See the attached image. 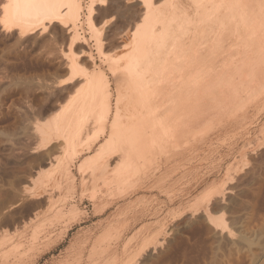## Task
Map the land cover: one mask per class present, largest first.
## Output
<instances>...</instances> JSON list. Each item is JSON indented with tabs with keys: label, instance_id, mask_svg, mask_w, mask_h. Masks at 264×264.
<instances>
[{
	"label": "rangeland",
	"instance_id": "374dc122",
	"mask_svg": "<svg viewBox=\"0 0 264 264\" xmlns=\"http://www.w3.org/2000/svg\"><path fill=\"white\" fill-rule=\"evenodd\" d=\"M86 1L80 0L82 12L76 24L84 46L79 45L95 58L97 70L105 72L111 80L109 64L98 54L94 33L84 20ZM111 1L107 0L108 4L113 3L108 9L111 11L114 10L111 7H115L117 10L120 4L116 3L117 6L115 0ZM123 2L127 5L126 0ZM125 4L122 7L131 11L133 18V9L125 8ZM109 10L101 12L103 16L98 13L96 20H99L100 29L99 24L104 20L110 24L108 27L115 24L110 29H114L113 33L106 30L108 28L100 31L98 27L97 30L101 40L106 39L107 32H110L106 35L111 36L110 39L116 38L109 39L111 42L107 38V45L119 46L125 26L128 25V31L133 30L134 20L125 16L130 15L125 14L129 12L122 10L117 16L118 11L113 14ZM126 18L131 22L125 23ZM110 19L115 22L112 24ZM118 24L121 26L116 27ZM53 30L49 38L40 35L43 38L40 43L38 35L36 41L34 37L31 40L28 37L26 42L19 41L15 32L7 31L12 33L8 36L9 33L1 31L0 27V264H264V89L256 95L251 94V98L245 95V100L243 94L246 93L234 94L238 96L230 101L238 102L229 106L235 109L229 111L227 107L224 116L225 113H215V102L206 103L209 108L206 110V106H202L206 113H201L202 118L192 133L182 132L169 146L154 150L153 156L147 157L148 161L146 158L135 173L130 171L124 184L115 187L114 183L103 181L105 176H92V184L96 183L92 186L89 166H83L80 171L77 166L90 158L98 144L107 139V127L102 130L90 123L94 124V129H87L90 132L84 133V140L75 153L60 149L56 142L58 145L52 148L51 156L47 155L49 158L39 156L43 149L41 146L38 149L39 140L33 136L35 116L56 101L59 87L53 83L55 78L57 81L64 78L55 56L64 47L68 49L69 40L65 39V34L58 33V28L55 33ZM15 38L20 43H16ZM103 42L105 52L110 50L105 40ZM46 43H50L49 46ZM113 47L107 55L118 60L124 49ZM111 87L114 94L111 107L114 108L116 95L115 88ZM125 90L128 91L122 88V103L120 100L123 119L131 115L128 99L132 102L131 96H125ZM74 94L72 92L70 97ZM239 97L243 103H239ZM88 143L95 147L93 152H85ZM63 163L69 165L68 174L60 167ZM85 174L82 180L81 175ZM41 176L42 186L38 183ZM96 178L101 181L95 182ZM31 188L43 190L45 198H37L40 202L36 198L28 199L26 196ZM47 197H51L50 200ZM35 200L40 207L33 204ZM45 200L48 204H40ZM57 206L67 211L60 209L58 212ZM203 211H208L207 217ZM219 217L223 218L225 229L211 223Z\"/></svg>",
	"mask_w": 264,
	"mask_h": 264
},
{
	"label": "bare ground",
	"instance_id": "6f19581e",
	"mask_svg": "<svg viewBox=\"0 0 264 264\" xmlns=\"http://www.w3.org/2000/svg\"><path fill=\"white\" fill-rule=\"evenodd\" d=\"M1 2V31H6L5 33H9L7 31L15 32L16 38H19L17 40L26 42L28 37L30 39L43 34L44 38H49L48 34L52 35L50 31L55 30V28H58V33H63L62 36L65 34V39L69 40L68 49L64 50L66 49L64 47L62 50L63 47H61V51H57L55 56L62 68L63 75L61 74V76H64L61 80L59 78L58 81L56 77L57 82H53L57 88L59 87V89H56L58 90L56 101L54 100L55 102L49 104L41 113L38 112L39 115L35 116L36 118L32 123V131L33 136L39 140L38 143H34L37 144L38 149L39 146L43 149L39 156L48 157L47 155L53 152L52 148L58 144L60 149L63 147L65 151L71 150L72 153H75L77 146L81 145L84 140L83 135L85 137L91 131L88 128L94 129L92 123H95L102 130L107 127L109 131L107 139L99 143L98 146L95 145L97 148L95 151L93 150L94 154L84 162L78 163L77 166V170L82 169L83 166H89L91 170L88 176L90 181L93 177L102 178L101 176H105L103 177L104 182L114 183L115 187L119 186L128 177L130 171L131 174L135 173L142 162L152 155L151 153H154V150L166 147L182 132H193L198 120L204 114L205 109L202 110V106L205 107L206 103L215 102L216 108L213 106V109H217L215 113H225L224 116L227 113V107H229V111L235 109L229 106L234 97L238 96L234 94L238 92L240 94L242 92L246 93L243 94V100H245V95H256L257 92H262L264 89V0H126L127 5L125 2L123 3L127 6L125 8L131 7L133 9V18L130 17L131 11L124 10L123 4L120 5L122 9L115 2V5L118 4L117 6L121 10L118 7H116L117 10H115V7H111L115 10H111L113 14L118 11L117 16H119L121 13H118L122 10L129 12L125 14L130 15L125 16H129L132 21L134 20L133 26H135L131 31L127 30L128 25L125 26L122 43L119 41L121 45L118 44L117 47L112 44L113 42L111 44L114 47L111 44V46L107 45L106 42V39L108 38V41L111 37L106 35L110 32L113 33L112 30L114 31V29H110L115 26L113 24L115 20L110 19L113 24L111 27H108L110 24L106 20L104 22L100 20L101 24L99 25L102 26L103 30L105 28L110 30V32L106 31V39L102 40L100 37L102 28L100 29L97 24L99 20H96V15L100 13L103 16L102 13L108 11V6L113 3L108 4L107 0H87L85 14L83 15L85 16L84 20L90 28L89 30L94 33L98 54L104 62L109 64L111 80L105 75V72L97 70L95 58L87 49L81 47L84 45L81 44L82 40H80L81 38L76 31V24L80 20L79 17L82 12L80 0H3ZM110 2L112 1L110 0ZM104 14L107 15V13ZM110 14L112 15V13ZM101 17L99 18L101 19ZM124 19L125 17L122 21ZM136 19H138L137 24L135 23ZM131 20L128 19L130 22ZM126 21L125 23H128ZM130 22V27H133ZM54 30L53 33L56 31ZM117 30L119 31V29ZM12 33H9L8 36ZM16 38L15 42L17 41ZM40 39L38 41L42 43L43 38ZM33 40L36 41L37 37ZM103 40L111 48L109 50V47H107L108 52H111L112 47L113 49L115 47L124 49L121 58L113 60L111 55L108 56L107 51L105 52ZM19 41L16 43H20ZM48 44L50 43H46V45ZM78 45L80 48H78ZM81 57L85 58H83V62H81ZM120 60L121 63H119ZM59 66L58 68H60ZM111 85L115 88L116 95L114 108L111 107V96L113 94ZM77 88L79 89L75 91ZM122 88L128 90L127 92L125 90V96H131L132 98V102L128 99L131 103V115L129 114L126 119H123V112L121 113ZM50 91L52 90L50 89ZM72 92L76 95L70 97ZM248 96L247 98H249ZM230 98H232L231 101ZM238 100L239 103H243L240 97ZM237 102L233 101L234 104ZM233 107L235 106L233 105ZM207 108H209L208 105L206 110ZM213 117L215 118V116ZM200 125L202 126V124ZM87 129L90 131L87 132ZM85 148V152H87L95 147L93 144L88 143ZM60 167L63 169L62 171H65V174H68L69 165L63 163L60 164ZM145 167H147V164ZM39 170L41 169L39 168ZM41 172L38 173L41 174ZM86 175H81L83 176L81 177L82 180H85ZM38 176H35L36 179ZM42 176L40 178L41 182L37 180L40 186L44 183V180L42 181L44 176ZM99 178H96L95 182L101 181ZM92 181L90 185L93 186L96 183L92 184ZM33 188L30 189L31 191L26 190L30 192L26 196L28 199L45 198L46 195L43 196V190L39 191L37 189L38 191H35ZM215 192L217 190H214ZM47 198L50 200L51 197ZM46 200L40 204H43V202L45 204ZM37 201L40 202L39 199ZM35 202L36 200L33 204ZM35 205L40 207L39 204ZM59 206H61V203ZM58 208L57 211L62 207ZM71 210L68 209L69 212ZM71 212L73 213V211ZM207 212H205L206 217ZM211 223L216 228H226L222 217Z\"/></svg>",
	"mask_w": 264,
	"mask_h": 264
},
{
	"label": "snow or ice",
	"instance_id": "6c2138e0",
	"mask_svg": "<svg viewBox=\"0 0 264 264\" xmlns=\"http://www.w3.org/2000/svg\"><path fill=\"white\" fill-rule=\"evenodd\" d=\"M116 2H117L118 4H120V5L123 4V0H116Z\"/></svg>",
	"mask_w": 264,
	"mask_h": 264
}]
</instances>
